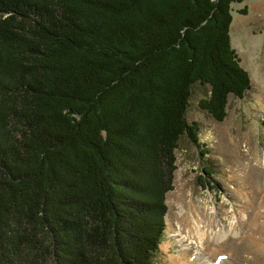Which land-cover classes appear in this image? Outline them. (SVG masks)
Listing matches in <instances>:
<instances>
[{
	"label": "trees",
	"instance_id": "obj_1",
	"mask_svg": "<svg viewBox=\"0 0 264 264\" xmlns=\"http://www.w3.org/2000/svg\"><path fill=\"white\" fill-rule=\"evenodd\" d=\"M242 2L0 0V264L154 263L193 88L216 122L251 89Z\"/></svg>",
	"mask_w": 264,
	"mask_h": 264
},
{
	"label": "rangeland",
	"instance_id": "obj_2",
	"mask_svg": "<svg viewBox=\"0 0 264 264\" xmlns=\"http://www.w3.org/2000/svg\"><path fill=\"white\" fill-rule=\"evenodd\" d=\"M231 10V46L251 89L229 96L226 117L216 122L198 108L204 90L193 88L186 117L199 126L200 146L178 141L153 264H264V0Z\"/></svg>",
	"mask_w": 264,
	"mask_h": 264
},
{
	"label": "bare ground",
	"instance_id": "obj_3",
	"mask_svg": "<svg viewBox=\"0 0 264 264\" xmlns=\"http://www.w3.org/2000/svg\"><path fill=\"white\" fill-rule=\"evenodd\" d=\"M204 234L203 233H200V237L203 238Z\"/></svg>",
	"mask_w": 264,
	"mask_h": 264
}]
</instances>
